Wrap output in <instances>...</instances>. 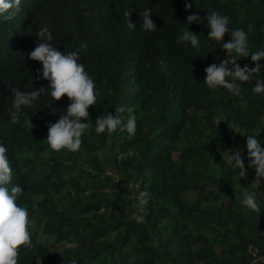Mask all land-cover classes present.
Instances as JSON below:
<instances>
[{
	"label": "trees",
	"instance_id": "obj_1",
	"mask_svg": "<svg viewBox=\"0 0 264 264\" xmlns=\"http://www.w3.org/2000/svg\"><path fill=\"white\" fill-rule=\"evenodd\" d=\"M146 9L156 31L142 28ZM213 10L246 32L250 54L264 50V0H21L19 11L0 15V144L13 169L8 187L23 189L17 203L32 220V247L20 248L18 264H264V178L247 167L246 148L248 135L264 147V95L252 91L254 81L240 97L204 83V69L229 58L230 34L208 39ZM192 14L201 20L189 25ZM43 27L60 51L80 49L96 84L75 153L46 141L71 101L51 97L50 81L37 79L42 64L29 58ZM186 28L198 48L178 43ZM237 63L255 67L250 56ZM14 87H45L15 124ZM121 105L137 117L136 135L122 127L98 135L96 119ZM230 149L242 150L246 178L228 163ZM141 191L150 193L145 223L133 218ZM244 191L256 195L260 213L243 205Z\"/></svg>",
	"mask_w": 264,
	"mask_h": 264
},
{
	"label": "clouds",
	"instance_id": "obj_2",
	"mask_svg": "<svg viewBox=\"0 0 264 264\" xmlns=\"http://www.w3.org/2000/svg\"><path fill=\"white\" fill-rule=\"evenodd\" d=\"M21 0H0V15L15 9L19 11ZM192 7L191 3L185 4L187 11ZM134 9H128L123 13L127 18V28L133 30L136 24L130 19ZM151 9H146L142 17V28L144 31H156L157 25L150 18ZM11 19V17H7ZM201 20L199 15L192 14L187 17V24H193ZM207 26L210 29L208 39L221 42L226 34H230L231 39L223 43V49L229 58L221 62L212 63L204 69L206 73L204 83L207 87L216 91L218 88L227 89L232 95L240 97L242 93L241 85L254 81L252 91L257 95H264V79L257 78L264 65L259 62L264 60V50L249 53L248 36L242 29H230L229 17L221 15L216 11H211L206 16ZM37 46L29 54V58L42 64V76L37 79L50 81L51 97L55 101L67 96L71 103L66 109V113L60 115L55 123L48 124L47 144L51 150L60 152H78L82 147V137L89 129L90 125L82 120H88L89 108L96 105L98 93L95 91L96 84L89 73L85 70L84 64L79 62L80 49L65 53L54 47L50 41L53 40L52 33L47 27H43L37 34ZM179 42H190L191 46H200L199 36L189 31L183 30L179 37ZM86 45H81V48ZM234 53L235 55H231ZM251 57L255 67L244 65L241 67L237 63V57ZM163 65L164 62L161 61ZM39 72V70H38ZM239 82V83H238ZM14 103L12 111L10 109L11 123H19V115L22 106H31L42 93L45 87L33 91L25 92L17 88L11 89ZM130 113L126 122L125 112ZM132 109L127 105L115 108V115L108 113L99 116L95 121V132L114 133L118 128H123L129 139L136 135L137 117L131 114ZM255 135H248L246 141L248 168H255L256 177L264 178V147ZM7 148L0 144V264H18L19 250L32 247V220L29 209L17 203V198L22 194L23 189L19 185H14L10 189L8 185L12 180V165L7 155ZM230 155L228 163L234 169L239 170V176L246 178L247 171L242 150H228ZM137 199V212L134 219L137 223H145L147 215L146 205L149 203L150 193L139 192ZM242 203L248 209L260 213V205L257 203L256 195L249 191H244ZM72 264H76L75 261Z\"/></svg>",
	"mask_w": 264,
	"mask_h": 264
},
{
	"label": "rangeland",
	"instance_id": "obj_3",
	"mask_svg": "<svg viewBox=\"0 0 264 264\" xmlns=\"http://www.w3.org/2000/svg\"><path fill=\"white\" fill-rule=\"evenodd\" d=\"M64 244L63 243H60V246H63Z\"/></svg>",
	"mask_w": 264,
	"mask_h": 264
}]
</instances>
